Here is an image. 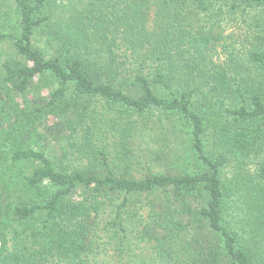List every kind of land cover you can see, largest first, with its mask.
Here are the masks:
<instances>
[{"label": "trees", "instance_id": "1", "mask_svg": "<svg viewBox=\"0 0 264 264\" xmlns=\"http://www.w3.org/2000/svg\"><path fill=\"white\" fill-rule=\"evenodd\" d=\"M0 264H264V0H0Z\"/></svg>", "mask_w": 264, "mask_h": 264}, {"label": "rangeland", "instance_id": "2", "mask_svg": "<svg viewBox=\"0 0 264 264\" xmlns=\"http://www.w3.org/2000/svg\"><path fill=\"white\" fill-rule=\"evenodd\" d=\"M46 83L44 82L43 84L41 83L40 85H39V88L41 89L40 91H41V94L43 95V96H45V97H48L49 96V92H50V88L51 87H49L48 88V86L47 85H45ZM34 95H31V97H33ZM93 108V107H92ZM56 119V117H53V116H51L50 117V121H46L47 122V124L48 125H50V124H52L51 122H53L54 120ZM53 142V144H55L54 143V141H52ZM181 149L183 148V146L181 145V147H180ZM175 158H176V156H175ZM163 167H165L166 169L164 170L163 169ZM162 168H160V169H162V172H166V170H168V162L166 161V162H164V166H163Z\"/></svg>", "mask_w": 264, "mask_h": 264}]
</instances>
